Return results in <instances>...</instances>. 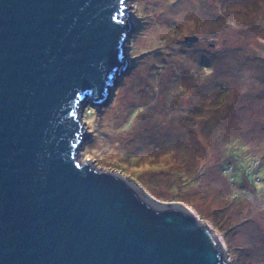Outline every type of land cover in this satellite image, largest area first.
I'll return each mask as SVG.
<instances>
[{"label":"water","instance_id":"1","mask_svg":"<svg viewBox=\"0 0 264 264\" xmlns=\"http://www.w3.org/2000/svg\"><path fill=\"white\" fill-rule=\"evenodd\" d=\"M124 2L0 0V264H229L195 212L76 161L128 68Z\"/></svg>","mask_w":264,"mask_h":264},{"label":"rangeland","instance_id":"2","mask_svg":"<svg viewBox=\"0 0 264 264\" xmlns=\"http://www.w3.org/2000/svg\"><path fill=\"white\" fill-rule=\"evenodd\" d=\"M124 7L128 68L85 108L76 161L195 212L229 264H264V0Z\"/></svg>","mask_w":264,"mask_h":264},{"label":"bare ground","instance_id":"3","mask_svg":"<svg viewBox=\"0 0 264 264\" xmlns=\"http://www.w3.org/2000/svg\"><path fill=\"white\" fill-rule=\"evenodd\" d=\"M132 22H133V20H132Z\"/></svg>","mask_w":264,"mask_h":264}]
</instances>
